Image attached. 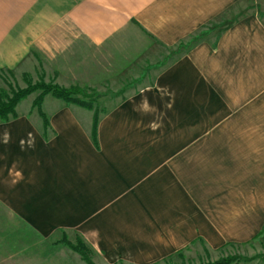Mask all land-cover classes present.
Masks as SVG:
<instances>
[{
  "label": "crops",
  "instance_id": "crops-1",
  "mask_svg": "<svg viewBox=\"0 0 264 264\" xmlns=\"http://www.w3.org/2000/svg\"><path fill=\"white\" fill-rule=\"evenodd\" d=\"M244 2L0 0V73L118 87L94 135L92 111L47 97L45 121L22 101L0 121V264H87L60 235L93 264H157L264 231V18L227 19Z\"/></svg>",
  "mask_w": 264,
  "mask_h": 264
},
{
  "label": "rangeland",
  "instance_id": "rangeland-1",
  "mask_svg": "<svg viewBox=\"0 0 264 264\" xmlns=\"http://www.w3.org/2000/svg\"><path fill=\"white\" fill-rule=\"evenodd\" d=\"M245 9L240 7L234 10H231L228 18L230 21L237 18L239 13L242 11L251 12L257 11L264 18V0H245ZM239 11V13H235ZM221 20V19H220ZM226 20V17L222 19ZM221 22V21H220ZM217 22L215 21L212 27H207V31L198 32L196 35H193L188 41H184L181 44L176 45L172 48L159 49L161 56H164L165 63L171 62L174 58H177L185 50L189 49L196 41L203 38H209L214 40L218 35V32L213 31V26L216 28ZM208 34V35H207ZM24 70V69H23ZM130 78L125 82L124 86L130 84ZM59 82H63L59 80ZM52 79V73L46 70L44 64L39 63L38 66H33V69L27 68L24 72H7L3 71L0 73V93L5 96H10L12 90H21L25 89L27 85L36 86L41 84L44 85H57L63 88H74L72 99L79 100L80 102L92 105V111L94 116V109L100 104L109 103L110 99H114L115 96H112L110 93H113L118 87L117 84H113V87H107V89H101V87H90L88 85H74V86H62L60 83ZM110 83V82H109ZM108 83V85H109ZM117 83V82H116ZM40 91H35L25 99L22 100L18 107V111L22 112L23 109H26L31 102L39 95ZM47 97V98H46ZM46 101L44 103V108L49 106V103L54 100L50 94L46 95ZM62 102V101H61ZM18 103V104H19ZM65 103V102H63ZM17 107V106H16ZM47 110V109H46ZM98 115L99 112L96 110ZM93 120V117H92ZM60 241H65L70 244V246H75L77 237H69L67 235H60ZM92 258V255H91ZM222 261L223 264H264V231L251 243L242 246H226L218 251H209L201 245H195L187 250L182 251L181 253L163 260L157 264H213Z\"/></svg>",
  "mask_w": 264,
  "mask_h": 264
},
{
  "label": "trees",
  "instance_id": "trees-1",
  "mask_svg": "<svg viewBox=\"0 0 264 264\" xmlns=\"http://www.w3.org/2000/svg\"><path fill=\"white\" fill-rule=\"evenodd\" d=\"M73 90L74 88L68 89L53 84L44 85L40 83L39 85L36 86L27 85L25 89L16 90V91L12 90L10 96H5L0 93V121L5 122L11 118H15L16 117L15 108L18 105V103L35 91H40V93L33 101L32 106L37 110L39 116L43 121H45V116L41 111V104L43 102L44 97L48 94H50L53 98L57 100H61L65 103L77 105L87 110H92L93 108L92 105L80 102L79 100L76 99H72V95L74 94ZM97 122H98V113L96 109H94L93 135L95 133V127ZM76 242H77L76 245L72 247L68 242L60 241L61 244L68 247L75 253H77L87 264H93L91 261V255H92L91 249H89V247L86 246L85 243L82 241V239L79 237H77ZM213 264H223V262L219 261Z\"/></svg>",
  "mask_w": 264,
  "mask_h": 264
},
{
  "label": "clouds",
  "instance_id": "clouds-1",
  "mask_svg": "<svg viewBox=\"0 0 264 264\" xmlns=\"http://www.w3.org/2000/svg\"><path fill=\"white\" fill-rule=\"evenodd\" d=\"M142 104H143V108L145 111H148L149 108H148V104H147V100L145 99L144 101H142ZM135 110V108H134ZM153 129H155L156 125H152ZM9 134L8 133H5V137L7 138Z\"/></svg>",
  "mask_w": 264,
  "mask_h": 264
}]
</instances>
